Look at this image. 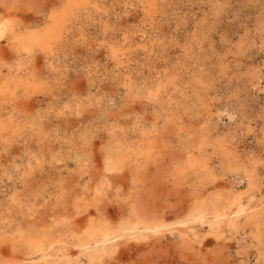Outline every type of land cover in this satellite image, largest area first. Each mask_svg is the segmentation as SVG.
Masks as SVG:
<instances>
[{
	"label": "rangeland",
	"instance_id": "1",
	"mask_svg": "<svg viewBox=\"0 0 264 264\" xmlns=\"http://www.w3.org/2000/svg\"><path fill=\"white\" fill-rule=\"evenodd\" d=\"M65 2L0 0V264H264V0H84L25 49Z\"/></svg>",
	"mask_w": 264,
	"mask_h": 264
},
{
	"label": "bare ground",
	"instance_id": "2",
	"mask_svg": "<svg viewBox=\"0 0 264 264\" xmlns=\"http://www.w3.org/2000/svg\"><path fill=\"white\" fill-rule=\"evenodd\" d=\"M82 1H84V0H66V2L64 3L63 9H61L59 12H55L53 14L52 21L49 24H47L43 30L29 32L22 37L24 40L23 47L25 49H33L36 46L46 47L47 45L50 46L51 42L59 39L62 36L63 30L66 26L65 23L67 22V18L69 17L68 14H70V12H72L73 7L75 8V6H77L78 4H81ZM9 27L10 26L8 25V23L5 20H0V38L4 34H6L5 32L8 30ZM8 89H9L8 83L5 85H0V94L3 95L5 93V91ZM6 127L7 126L4 125L2 120H0V133L6 131ZM9 127H11V126H9ZM244 174L245 175H244L243 181L246 180L245 181L246 185L252 186V182H253L252 175L247 171ZM216 203L217 204H211L210 203V205L204 204L200 208H198V212L200 214L199 218L201 220L202 219L204 220L206 218V215L208 214V212H210V214L213 218V221L210 222V227L213 230L215 228H218L221 226V222H222L223 217L229 216L232 213L238 214V213L244 211V206L241 203V196H239V195H236L227 201L224 200V202L221 199H217ZM234 205H237L238 209L235 212L232 211L229 213V210H231ZM157 228H158V226H156V229ZM111 233L109 232V230L106 231L103 229H89V231L86 232L85 237L81 238L78 241L81 242L80 245L97 244L96 246H98V243H101V242L105 243V242H108V241L115 239L117 237V235L113 236V235H111ZM25 238L26 239H24V241L27 240L28 243L32 246V248L36 250V252H41L42 254H44V252L47 250V248L56 240V239H52L51 236L48 234H43L41 236H38L35 232L30 233L28 236L25 235ZM115 241H116V239H115ZM57 242H59V240ZM60 242H62V241L60 240ZM111 242H113V241H111ZM80 245H78V246H80ZM84 248H86V247H84ZM85 252H86V250H85ZM94 254L96 256V253H94ZM94 254L92 255V257H95Z\"/></svg>",
	"mask_w": 264,
	"mask_h": 264
}]
</instances>
